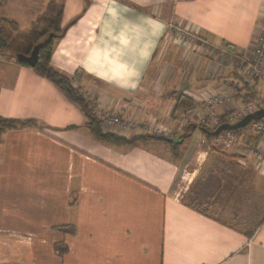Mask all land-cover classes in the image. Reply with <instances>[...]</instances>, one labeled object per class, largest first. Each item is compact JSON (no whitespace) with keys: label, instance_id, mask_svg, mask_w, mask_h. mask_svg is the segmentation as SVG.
<instances>
[{"label":"crops","instance_id":"0c3cea01","mask_svg":"<svg viewBox=\"0 0 264 264\" xmlns=\"http://www.w3.org/2000/svg\"><path fill=\"white\" fill-rule=\"evenodd\" d=\"M263 7L264 0H0V18L24 30L60 14L69 27L53 43L50 65L86 99L169 132L102 143L54 83L0 57V117L35 122L0 136V264H264V173L247 155H225L241 150L223 143L225 131L207 138L217 126L183 120L209 93L230 92L235 107L245 103L238 93L264 95L263 85L237 62L172 44L168 28L249 54ZM217 113L224 116L222 106ZM250 196H260V210L253 200L249 210Z\"/></svg>","mask_w":264,"mask_h":264},{"label":"built area","instance_id":"2783aa9c","mask_svg":"<svg viewBox=\"0 0 264 264\" xmlns=\"http://www.w3.org/2000/svg\"><path fill=\"white\" fill-rule=\"evenodd\" d=\"M260 17V21L254 28L249 54L237 52L229 45H218L208 40L200 39L185 27L170 24L168 28L173 34L175 43L184 44L194 52L207 50L210 56H215L220 60L231 63L237 62L245 78L257 79L264 88V7L262 8ZM232 99L230 92L209 93L203 100L199 101L200 106L198 108H192L184 115L183 120L186 123L193 120L199 126L214 128L220 124V121H218L220 116L217 113L218 106L223 107L224 122L228 124H234L244 116L259 109H264L263 94L258 95L251 102H246L235 107H231ZM87 100L93 105L92 109H94L95 115L101 121V128L105 133L131 138L139 134L156 135L166 138L169 135V132L164 128L142 123L136 119L120 117L117 112L110 110L108 106L97 104L96 99L88 96ZM246 127L249 132L253 133L256 137H260V139H256V142L247 147L245 155L253 160L258 170L264 173V119L252 121ZM223 143L227 146H235L238 143V138L233 131H225L223 132Z\"/></svg>","mask_w":264,"mask_h":264},{"label":"trees","instance_id":"16d2710c","mask_svg":"<svg viewBox=\"0 0 264 264\" xmlns=\"http://www.w3.org/2000/svg\"><path fill=\"white\" fill-rule=\"evenodd\" d=\"M45 19H42V21ZM45 24L46 26L43 29V31L40 32L32 42L30 41L27 47L24 48V51H22V49L18 50L15 49V46H13V43L14 41H16V38L20 32L18 25L13 21L0 18V57L4 56L13 59L18 64L27 65L24 62L16 61L13 54L23 53L28 55L29 52L31 51L32 46L38 43L39 41H41L43 38H45L49 32H54L59 34L63 29L60 26V14H58L56 18L46 19ZM55 41L56 40H52L49 44H47L46 46H44L39 50L38 60L35 63V65L32 67V70L37 75L44 77L50 80L52 83H54L68 97V99H70L80 108L86 119L85 126L96 140L106 144H117V143L132 144L135 143L140 138H142L143 136L128 139L119 135L105 133L102 131L101 121L93 112L92 109L93 105L82 95L80 90L73 85L72 78L59 72L50 65L51 51H52L53 43ZM251 81H258V80L251 79ZM257 96L258 95L256 94L255 91L249 92L248 94L245 93L244 95H240L238 93V97H240L241 100H245V103L255 100ZM223 119L224 116H221L220 120ZM33 125H35V122L33 120H17V119L0 117V136L7 131L19 130L26 127H31ZM244 131L245 130L243 128L238 129L234 131V134H236V136L239 137L241 136V134H243ZM211 137L213 136H211L210 133H208L207 138H211ZM255 140L256 138L253 139L250 135H248L246 139L243 137V140L239 139L238 143H236L235 145V147H239L241 150H238L239 152H236L234 155H228V154L225 155L234 159L236 157L242 159L240 154L245 155L247 153V147L250 144L256 142ZM59 230H63V228H60ZM55 250L60 256H63L65 253V247L63 244L59 246H55Z\"/></svg>","mask_w":264,"mask_h":264},{"label":"water","instance_id":"95a60500","mask_svg":"<svg viewBox=\"0 0 264 264\" xmlns=\"http://www.w3.org/2000/svg\"><path fill=\"white\" fill-rule=\"evenodd\" d=\"M68 27L69 26H65L59 34L49 32L45 38H43L41 41L32 46L31 51L28 55L23 53H14L13 56L15 60L18 62H24L28 66L33 67L38 60L39 50L49 44L52 40L61 39L64 36ZM262 119H264V109H259L251 114L244 116L242 119H240L234 124L223 123L218 125L215 130L212 131L210 134L213 136L219 135L222 131H235L238 129H242L245 128L250 122L259 121ZM202 130L208 132L205 130V128Z\"/></svg>","mask_w":264,"mask_h":264},{"label":"rangeland","instance_id":"374dc122","mask_svg":"<svg viewBox=\"0 0 264 264\" xmlns=\"http://www.w3.org/2000/svg\"><path fill=\"white\" fill-rule=\"evenodd\" d=\"M15 8L16 7H14V8H12V9H10L9 11H14L15 10ZM2 14H1V9H0V16H1ZM5 18L4 19H6V20H9V21H13V22H15L16 24H17V22L15 21V20H13V19H10L9 17H7V16H4ZM42 19L43 18H38V19H36V23H35V25L34 26H31V29L30 30H24L23 28L25 27V26H22V25H18V27H19V29H20V32H19V34H18V36H17V38H16V41H14V43H13V46H15V49H18V50H20V49H22V51H24V48L25 47H27V45L29 44V42L31 41V39H32V35L36 38V36H38V34L40 33V32H42L43 31V29L45 28V26H46V24H45V20L46 19H48V18H46L45 20H43L42 21ZM171 42H172V44H176L175 43V41H172L171 40ZM12 46V47H13ZM90 102V101H89ZM245 131L243 132V134H241V136H239L240 138H242L243 139V137L246 139L247 138V136L248 135H250L253 139H260V137H256L253 133H251V132H249L248 130H247V127H245V128H243ZM139 136H144V137H150V135H144V134H139V135H137L136 137H139ZM261 136V138H263V136L262 135H260ZM157 137H160V136H156V135H153V138H157ZM239 140V139H238ZM240 142V141H239ZM253 142V141H252ZM251 160V159H250ZM253 173H251L250 174V177H251V175H252ZM251 184H252V181L250 182V189H251ZM252 191V190H251ZM258 195H260V194H258ZM250 200H253V206H254V209H255V211H257V210H260V208L258 207V200L260 201L261 200V198H260V196H253V197H251L250 196V198H249V202H250V208H249V210L250 211H252V205H251V201Z\"/></svg>","mask_w":264,"mask_h":264}]
</instances>
